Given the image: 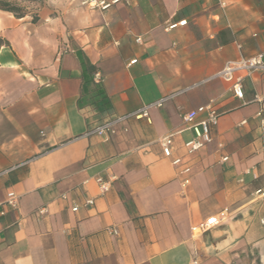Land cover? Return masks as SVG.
Listing matches in <instances>:
<instances>
[{
    "label": "crops",
    "instance_id": "1",
    "mask_svg": "<svg viewBox=\"0 0 264 264\" xmlns=\"http://www.w3.org/2000/svg\"><path fill=\"white\" fill-rule=\"evenodd\" d=\"M83 1L50 0L36 21L0 10V264H264V72H235L243 99L218 76L264 53V0ZM80 54L111 100L102 120L166 100L91 133ZM210 104L211 141L189 154L183 117Z\"/></svg>",
    "mask_w": 264,
    "mask_h": 264
},
{
    "label": "built area",
    "instance_id": "2",
    "mask_svg": "<svg viewBox=\"0 0 264 264\" xmlns=\"http://www.w3.org/2000/svg\"><path fill=\"white\" fill-rule=\"evenodd\" d=\"M123 2L128 3V0H84L82 2V5L88 7L91 10H100L104 12L111 9L113 6ZM221 5L225 6L223 3H221ZM137 42L140 43L141 39H137ZM134 63H136V60L131 62V64ZM238 71H242L246 73V75H250L253 72H258V71L264 72V53H260L255 56L249 58H243L239 61L230 63L223 69V71H221L218 74L219 77H222L226 81L232 83V91L235 97L238 99H243L244 98L243 78L235 77L234 75L235 72ZM100 80H101L100 74L98 72L95 73L94 75L95 83H100ZM165 100L166 99H162L156 103L148 105L129 115L114 120H105L101 124L96 125V127H94L91 130V133L98 135H107L108 133H112L116 124L122 120H125L130 117H135L136 119L149 118V110L153 107L161 106ZM201 115H204L205 118L203 120H198V117ZM258 116H260V114ZM220 117H221V113L212 104L201 106L184 115L183 119L184 122L188 125L187 129L192 131L194 134V138L187 141L184 144V147L189 154H193L200 151L211 141V129L218 124ZM263 128H264V124H263ZM160 145L163 149L164 156L166 158H170L172 156L173 145H174L173 135L170 134L164 136L160 140ZM224 160H227V158H225ZM179 164H181L180 159H176L175 161H173V165L177 166ZM184 172H188V170H185ZM96 181L99 183L100 188L103 192L108 191L110 186V181L106 182L101 178H98ZM187 184H189L188 180L185 181L184 185L186 186ZM7 204L13 208L17 207L18 196L14 192H10L8 194ZM93 204L94 201L92 199H88L86 201L87 206H92ZM77 210L78 207H73L74 212H76ZM227 217H228V211L225 210L220 215L211 217L201 226L193 229V233L197 234V233L205 232L225 221ZM262 223L264 224V220L262 221ZM112 233L116 234V231L112 230Z\"/></svg>",
    "mask_w": 264,
    "mask_h": 264
},
{
    "label": "trees",
    "instance_id": "3",
    "mask_svg": "<svg viewBox=\"0 0 264 264\" xmlns=\"http://www.w3.org/2000/svg\"><path fill=\"white\" fill-rule=\"evenodd\" d=\"M30 1V0H29ZM0 10L13 14L16 18H25L26 14L15 4L0 0ZM36 21V19H34ZM82 69V90L78 101L79 109L84 113L89 126L101 124L102 116L112 109V103L101 83H95L96 67L86 57L78 55ZM97 119L95 122L92 120Z\"/></svg>",
    "mask_w": 264,
    "mask_h": 264
},
{
    "label": "rangeland",
    "instance_id": "4",
    "mask_svg": "<svg viewBox=\"0 0 264 264\" xmlns=\"http://www.w3.org/2000/svg\"><path fill=\"white\" fill-rule=\"evenodd\" d=\"M9 1L16 6L20 7L22 12L26 14V17L37 20L40 12L47 6L50 0H4ZM61 1V0H59Z\"/></svg>",
    "mask_w": 264,
    "mask_h": 264
}]
</instances>
